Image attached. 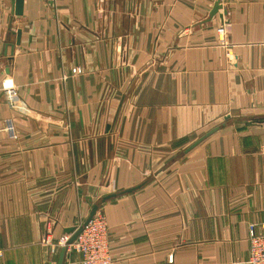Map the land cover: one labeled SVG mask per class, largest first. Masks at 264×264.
I'll return each instance as SVG.
<instances>
[{"label": "crops", "instance_id": "crops-1", "mask_svg": "<svg viewBox=\"0 0 264 264\" xmlns=\"http://www.w3.org/2000/svg\"><path fill=\"white\" fill-rule=\"evenodd\" d=\"M216 2L0 0V264H83L56 242L94 204L111 264H247L264 0Z\"/></svg>", "mask_w": 264, "mask_h": 264}, {"label": "built area", "instance_id": "built-area-1", "mask_svg": "<svg viewBox=\"0 0 264 264\" xmlns=\"http://www.w3.org/2000/svg\"><path fill=\"white\" fill-rule=\"evenodd\" d=\"M221 7L225 4V0H218ZM217 34L222 46H227L225 24L217 28ZM6 95L9 100L15 98L13 88L6 89ZM264 134V127L262 128ZM11 137H15L11 127H8ZM264 154V142L260 147ZM46 235L48 234L46 230ZM70 235H62L56 242L57 247H65L67 250H72L78 254L83 264H111L108 242V228L106 218L100 211H96L91 220L81 227V231L76 236L71 244H67ZM47 243V239L44 238ZM1 256V252H0ZM169 261L170 258H169ZM247 264H264V233H257L254 227L249 228V248Z\"/></svg>", "mask_w": 264, "mask_h": 264}, {"label": "water", "instance_id": "water-1", "mask_svg": "<svg viewBox=\"0 0 264 264\" xmlns=\"http://www.w3.org/2000/svg\"><path fill=\"white\" fill-rule=\"evenodd\" d=\"M21 1H22V0H16V5L18 6V4H19ZM221 9H222L221 4H220V2L217 0L215 6H214V8H213L212 13H216L217 11H220ZM219 13H220V16H221V17H223V16L226 14L225 10L222 11V12H219ZM133 190H134V188H130V189L125 190L124 193H129V192H132ZM115 196H116V194L108 195V196L102 198L101 202H104V201H106V200H108V199H110V198H112V197H115ZM97 210H98V204H94V205L92 206V208H91V211H90V213H89L88 218L83 222V225L87 224V223L91 220V218L93 217L94 213H95ZM81 227H82V226H79V227L76 228L74 231H73V230H69V231H68V233H70V232L73 231L72 234H71V236H70V239H69L68 243L73 242V240L76 238V236H77V235L79 234V232L81 231ZM65 251H66V248L63 247L62 250H61V261H62V257H63V255L65 254Z\"/></svg>", "mask_w": 264, "mask_h": 264}, {"label": "rangeland", "instance_id": "rangeland-1", "mask_svg": "<svg viewBox=\"0 0 264 264\" xmlns=\"http://www.w3.org/2000/svg\"><path fill=\"white\" fill-rule=\"evenodd\" d=\"M79 226H84V225H83V223H82V224L79 225ZM79 226H78V227H79ZM78 227H77V228H78ZM67 235H70V236H71V234H67ZM59 238H60V237H59ZM59 238H58V239H59ZM74 240H75V239H74ZM74 240H73V241H74ZM71 243H72V242H71ZM71 243H67V244H71ZM66 250H67V249H66Z\"/></svg>", "mask_w": 264, "mask_h": 264}]
</instances>
